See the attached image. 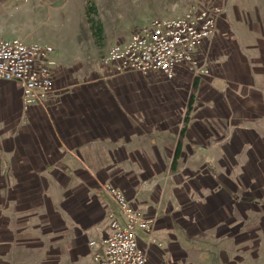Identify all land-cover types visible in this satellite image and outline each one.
<instances>
[{"label": "crops", "instance_id": "1", "mask_svg": "<svg viewBox=\"0 0 264 264\" xmlns=\"http://www.w3.org/2000/svg\"><path fill=\"white\" fill-rule=\"evenodd\" d=\"M201 54L205 73L185 80L208 101L192 105L187 120V86L111 67L79 81L78 69L60 64L52 93L32 106L19 85L0 82V264H94L98 247L89 242L108 233L110 214L120 216L106 187L156 212L152 236L138 235L146 264H231L235 226L248 225L252 212L229 191L264 189V178L253 186L254 175H264V25L222 17ZM213 114L234 132L208 129L206 140L203 119ZM252 139L255 152L247 149ZM208 152L236 160L227 188L193 178ZM213 170L219 174L218 165ZM223 222L234 230H210Z\"/></svg>", "mask_w": 264, "mask_h": 264}, {"label": "rangeland", "instance_id": "2", "mask_svg": "<svg viewBox=\"0 0 264 264\" xmlns=\"http://www.w3.org/2000/svg\"><path fill=\"white\" fill-rule=\"evenodd\" d=\"M16 1H20V4H16ZM87 2L95 6L97 12L93 18L102 26L99 43H95L86 20ZM215 3L223 6L222 17L230 16L247 24L264 25V0H0V40H19L24 44L50 46L53 49L52 59L56 61V76L59 78L58 75L62 73L60 64H65L78 69L80 74L77 80L82 81L99 67L100 59L111 45L129 41L134 31L148 28L155 19H172L192 7ZM173 82L187 87L191 83L190 80H185V76L175 78L171 81ZM196 92L195 85L191 89L188 87V102L192 104L187 119H190L192 105L198 101L202 104L208 101L204 97L198 98ZM203 120L207 127L206 140L210 136L208 129H212L219 137L229 136L234 132L235 127L227 119L220 120L213 114ZM226 139L223 138L218 145H224ZM255 143L259 142H254L253 139L249 142L248 151L255 152ZM259 144L264 148V143ZM208 156L202 158L201 171L193 178L205 180L202 175L208 177V181L215 183L216 190L227 188L228 182L234 183L230 179L236 180V174H232L235 170L231 172L230 168L237 164L236 160L222 152L218 158L209 152ZM217 165L218 175L213 170ZM262 178L264 175H254L253 186ZM229 192L234 201L246 204L252 212L248 225L244 221H238L235 226L238 246L234 256L231 252V264H264V189L260 190L255 185L251 196L237 188L230 189ZM217 226L220 232L234 230L227 222L215 223L210 230L215 231ZM73 259L72 255L67 257V261ZM85 262L89 263V260L80 263Z\"/></svg>", "mask_w": 264, "mask_h": 264}, {"label": "built area", "instance_id": "3", "mask_svg": "<svg viewBox=\"0 0 264 264\" xmlns=\"http://www.w3.org/2000/svg\"><path fill=\"white\" fill-rule=\"evenodd\" d=\"M223 6H196L172 19H155L148 28L134 31L130 40L111 45L100 59L102 67L117 73L159 77L171 82L180 76L191 80L205 73L203 47L214 40ZM50 46L0 40V82L16 83L25 106L40 103L53 91L56 61ZM106 191L120 216L110 214L108 233L99 243L89 242L94 264H146L147 248L138 235L149 238L156 227V212L143 213L115 187Z\"/></svg>", "mask_w": 264, "mask_h": 264}, {"label": "trees", "instance_id": "4", "mask_svg": "<svg viewBox=\"0 0 264 264\" xmlns=\"http://www.w3.org/2000/svg\"><path fill=\"white\" fill-rule=\"evenodd\" d=\"M96 12L97 11H96L95 6L91 2H87V5H86V20L88 22V25L90 26V30L92 32V37H93L95 43H99V41L101 40V36H102V26L97 20H95L93 18V16L96 15ZM187 104H188V107H187L185 119H187V116L189 115V113L191 111L190 101ZM181 143H182V140H181V137H179L178 141H177V146H176V149H175V153H174V156H173V160H172L171 170L175 169L176 160L178 158V154H179V151H180Z\"/></svg>", "mask_w": 264, "mask_h": 264}, {"label": "water", "instance_id": "5", "mask_svg": "<svg viewBox=\"0 0 264 264\" xmlns=\"http://www.w3.org/2000/svg\"><path fill=\"white\" fill-rule=\"evenodd\" d=\"M16 4H20V1L18 3H16Z\"/></svg>", "mask_w": 264, "mask_h": 264}]
</instances>
